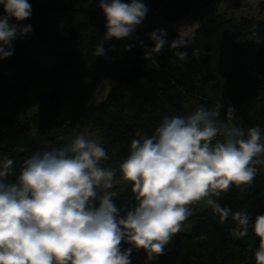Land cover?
<instances>
[{"label": "trees", "instance_id": "1", "mask_svg": "<svg viewBox=\"0 0 264 264\" xmlns=\"http://www.w3.org/2000/svg\"><path fill=\"white\" fill-rule=\"evenodd\" d=\"M221 1L142 0L149 11L133 37L105 41V54L95 56L107 31L100 0H28L31 17L19 23L30 25L31 31L13 41L12 56L0 60V161L5 157L14 161L7 182L17 181L24 162L35 153L70 143L73 139L65 135L71 129L81 135L91 128L108 156L101 166L114 169L121 180L109 191L116 206L126 212L137 201L119 166L130 154L132 141L154 135L164 116H187L199 106L212 109L222 104L219 120L240 127L245 135L249 128L259 127L264 141V16L236 20L209 14L187 35L191 43L184 60L170 47L179 32L156 25L159 14L167 22L178 21ZM259 11L264 14V1ZM154 26L167 32L168 44L161 54L145 59L147 50L139 45L146 43ZM254 32L263 35L257 49L256 39L247 38ZM36 47L51 64L38 61ZM103 80L112 81V87L104 100L92 105ZM229 106L235 109L231 120L226 117ZM65 108L69 114L60 118ZM257 168L250 187L241 190L233 185L213 197L232 213H247L250 225L257 215H264V165ZM185 222L192 231L176 234L165 254L149 264H256L259 237L251 226L247 236H234L238 225L231 214L221 223L211 206L192 208ZM128 247L122 242V249ZM131 260L147 264L140 251L134 250Z\"/></svg>", "mask_w": 264, "mask_h": 264}, {"label": "clouds", "instance_id": "2", "mask_svg": "<svg viewBox=\"0 0 264 264\" xmlns=\"http://www.w3.org/2000/svg\"><path fill=\"white\" fill-rule=\"evenodd\" d=\"M0 5L5 13L0 16L3 60L14 54L13 41L31 31L19 22L31 17L32 7L28 0H0ZM99 6L107 31L95 56L105 54V41L133 37L149 11L142 0H100ZM13 18L17 23H10ZM256 37L254 32L247 38ZM150 39L155 47L145 59L161 54L168 44L165 30H154ZM190 43L180 31L170 47L184 60ZM222 107L199 106L187 116H164L154 135L132 141L119 166L137 201L126 212L109 191L116 171L101 166L108 158L105 149L83 134L63 147L35 153L13 183L7 178L14 161L5 157L0 161V264H132L134 250H144L153 261L181 231L191 206L204 200L221 223L232 215L237 238L247 236L250 226L254 229L259 237L256 264H264V215L250 225L247 213H232L213 199L233 185L250 187L257 165H264L260 128H249L245 135L240 127L219 120ZM234 115L229 106L227 119ZM122 242L130 247L122 249Z\"/></svg>", "mask_w": 264, "mask_h": 264}, {"label": "rangeland", "instance_id": "3", "mask_svg": "<svg viewBox=\"0 0 264 264\" xmlns=\"http://www.w3.org/2000/svg\"><path fill=\"white\" fill-rule=\"evenodd\" d=\"M262 1L264 0H223L218 3L209 4L207 7L193 14L189 18L178 20V21H172V22L165 21L164 18L159 14L156 17L157 19L156 25L157 23L158 24L163 23L164 27H166L167 29H174V30H177L179 33L181 31L188 35L199 26V24L201 23V20H203L206 16L212 13H222L236 20H238L242 16H252V17L259 19L262 16H264V14H261L259 11V4ZM157 28H158L157 26L151 27V31L148 33V36L145 39L146 43L142 45H139L137 43V45H139L140 47L146 50L151 49V46L152 44H154V42L150 39V33H152L154 30H157ZM255 39H256V42L259 41L257 42V46L255 48L257 49L262 42L263 35H258ZM34 52L36 53L39 62L42 61V63L46 65H49L52 63L51 59L45 57L44 52L41 48L36 47ZM131 54H132V51H127L128 56H130ZM252 72L253 74H255L254 70H252ZM112 84L113 83L110 80H103L101 84L99 85V87L94 92L90 103L94 105L104 100L110 88L112 87ZM68 114H69V110L65 108L62 111V115L60 118H63L67 116ZM81 134L87 136L89 139L95 140L97 143L100 144L99 135L96 130L88 128L84 131H81ZM77 135H80L77 132V130L71 129L65 135V137L67 139H74ZM120 183H121V180L115 176L114 184H120ZM209 206L210 205L207 204L206 200H204L197 204L192 205L191 208H195L197 211H201ZM181 231L190 233L192 231V225L188 222H184V225ZM140 252L142 253L144 257L145 263L149 264L152 262V261L147 260V254L144 250H140Z\"/></svg>", "mask_w": 264, "mask_h": 264}, {"label": "built area", "instance_id": "4", "mask_svg": "<svg viewBox=\"0 0 264 264\" xmlns=\"http://www.w3.org/2000/svg\"><path fill=\"white\" fill-rule=\"evenodd\" d=\"M110 59H114V57L112 56Z\"/></svg>", "mask_w": 264, "mask_h": 264}]
</instances>
